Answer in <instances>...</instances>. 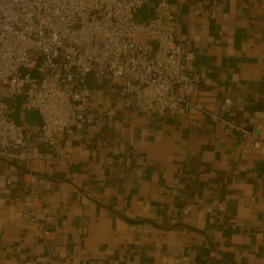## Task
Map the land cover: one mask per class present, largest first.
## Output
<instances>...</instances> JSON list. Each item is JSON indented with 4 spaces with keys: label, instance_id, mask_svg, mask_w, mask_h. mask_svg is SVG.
<instances>
[{
    "label": "crops",
    "instance_id": "0c3cea01",
    "mask_svg": "<svg viewBox=\"0 0 264 264\" xmlns=\"http://www.w3.org/2000/svg\"><path fill=\"white\" fill-rule=\"evenodd\" d=\"M169 2L196 98L235 129L149 118L125 105L121 80L84 79L94 122L83 133L53 146L28 133V157L0 158V264H264V0ZM8 104L17 123L40 124L23 96ZM31 184L39 217L54 218L47 240L23 215Z\"/></svg>",
    "mask_w": 264,
    "mask_h": 264
},
{
    "label": "built area",
    "instance_id": "2783aa9c",
    "mask_svg": "<svg viewBox=\"0 0 264 264\" xmlns=\"http://www.w3.org/2000/svg\"><path fill=\"white\" fill-rule=\"evenodd\" d=\"M149 1L0 0V158L28 157V133L45 146L61 134L83 133L94 122L92 91L78 88L88 77L121 80L125 105L149 118L187 116L195 124L209 119L224 133L235 129L196 98L200 76L189 73L192 54L177 43L169 0H157L146 23L136 20ZM20 96L39 125L11 117L8 102ZM231 106L226 99L224 109ZM250 147L259 150L262 143L253 140ZM167 191L180 195L177 186ZM39 202L31 184L23 215L47 240L54 218L39 217Z\"/></svg>",
    "mask_w": 264,
    "mask_h": 264
},
{
    "label": "rangeland",
    "instance_id": "374dc122",
    "mask_svg": "<svg viewBox=\"0 0 264 264\" xmlns=\"http://www.w3.org/2000/svg\"><path fill=\"white\" fill-rule=\"evenodd\" d=\"M32 76H33V77H38L39 75H38L37 72H32Z\"/></svg>",
    "mask_w": 264,
    "mask_h": 264
}]
</instances>
